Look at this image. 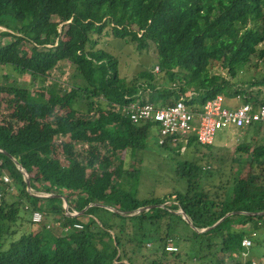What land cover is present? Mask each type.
<instances>
[{"label": "trees", "instance_id": "trees-1", "mask_svg": "<svg viewBox=\"0 0 264 264\" xmlns=\"http://www.w3.org/2000/svg\"><path fill=\"white\" fill-rule=\"evenodd\" d=\"M0 27V70L42 85L21 89L0 77V264H243L251 233L247 264L255 252L264 256V144L235 148L225 171V159L196 137L187 146L193 159L166 143L160 148L175 152L181 186L146 197L131 160L154 126L118 115L145 101L166 107L183 99L199 112L219 94L260 97L249 88L264 79L236 78L257 52L264 58V0H0ZM104 33L140 52L154 49L153 68L120 76L118 60L96 49ZM62 63L74 69L70 78L54 74ZM19 165L35 193L54 196L29 192ZM64 199L78 216L66 214ZM34 211L44 213L42 223L32 222ZM51 220L71 230L48 229Z\"/></svg>", "mask_w": 264, "mask_h": 264}, {"label": "rangeland", "instance_id": "rangeland-1", "mask_svg": "<svg viewBox=\"0 0 264 264\" xmlns=\"http://www.w3.org/2000/svg\"><path fill=\"white\" fill-rule=\"evenodd\" d=\"M0 29H3V27H0ZM101 41L98 42V45L96 46V49L103 48L106 52L112 54L119 62V68L118 72L120 76L127 78L128 80L133 78V76L145 69H151L153 68V61L157 57L156 51L154 49L149 50L148 53L146 52H140L137 47L136 43H133L131 41H128V43L124 40L117 39L112 34L104 35L100 38ZM9 39H5L4 41H8ZM264 47V45L262 46ZM251 65V66H250ZM250 67L248 71H244L238 75L236 78V81L240 84L247 85V82L249 79H264V58H261L259 55V52H257L250 61ZM155 73H157L158 80L160 82H163V76L160 74V69L157 65H155L154 68ZM74 69L69 66V64L62 63L61 66L54 72L55 75L60 74H69L66 75L65 78H70L73 74ZM10 75L11 81L13 79L17 80V84L21 86L20 88H32L34 90H38L40 86H42L39 83H33L32 78L28 75L25 76H18L16 73L9 69H3L0 70V77ZM255 75V76H254ZM63 77V76H61ZM95 77L98 81H100V77L97 76L95 73ZM3 78H1L2 80ZM40 85V86H39ZM252 88H249L251 91ZM231 105H229V108L235 109L236 108V100L230 99ZM99 107V106H98ZM97 108V107H96ZM6 111H0V121L5 117ZM98 115V114H97ZM96 115V116H97ZM92 115H90L91 117ZM17 128V127H16ZM262 124H258V132L252 130L253 128H250V130H246L245 132H241L240 135L244 142H236L234 140V137L236 135L237 131H223L219 132L218 135L215 138V142L213 145L205 146L208 147L210 150H206L207 152L216 153L219 154L225 159L224 162V169L225 171L230 170L231 167V159L229 155H233V150L237 147H241L246 142L255 143L254 146L258 143L255 141V139H259L260 141L264 142V130L261 129ZM261 129V130H260ZM233 133V134H232ZM234 136H232V135ZM246 135H248L249 140L245 141ZM237 138H240V136L236 135ZM252 137H255L253 140ZM63 139H58L57 143L60 145L62 143ZM148 147L139 155H136L135 158H132L131 164L134 169H139L141 171L140 176V190L143 194V196L146 197H163L165 195H168L169 193L173 192L175 188H179L181 185L177 182L176 176H175V170L174 168L177 166V160L175 152L172 151H166L159 147L158 145V134L156 130H152L151 138L148 140L147 143ZM175 148V147H171ZM88 149L87 146L85 148H82V151H86ZM180 152L181 155H183V158L186 159H193L196 155V150L192 148H187L185 150H182L178 147L175 148ZM62 150V149H61ZM225 150V152H222ZM105 153V152H102ZM238 153L236 154V156ZM119 153L116 155V157L112 158V161L108 162L109 168L105 169L109 173H112V171L115 169V167L119 163L118 159ZM229 156V158H228ZM235 158V157H233ZM64 164H68L67 160L62 159ZM138 163V164H137ZM97 167H100V163L97 164ZM92 171V169H89V173ZM244 185V183L242 184ZM174 199V197H173ZM65 207L68 208L67 203L65 202ZM52 221V220H51ZM264 221V219H263ZM263 221H261V226ZM53 224V222L49 223ZM245 229H251L252 225L248 224L244 227ZM261 238L264 241V229L261 230ZM253 258L257 259L259 256L255 252L253 255ZM139 263L142 264H148L144 260H139Z\"/></svg>", "mask_w": 264, "mask_h": 264}, {"label": "built area", "instance_id": "built-area-1", "mask_svg": "<svg viewBox=\"0 0 264 264\" xmlns=\"http://www.w3.org/2000/svg\"><path fill=\"white\" fill-rule=\"evenodd\" d=\"M256 96L248 102H243L240 95L232 98L239 102L235 109L229 108L227 103L230 99L219 94L208 100L199 112L188 106L183 99H180L175 104L166 107H160L148 101L130 103L122 106L118 113L129 118L134 124L151 123L158 134L160 145L170 143L174 147L180 145V148L185 150L192 137H196L197 142L201 145L210 146L214 144L219 132L245 129L256 124L264 126V102H260L264 99V88L260 89V97ZM3 181L6 184L12 183L8 175L3 176ZM10 190L13 191L14 189L11 188ZM28 191L38 197L45 195L35 193L32 189ZM43 218L44 213L42 211H34L31 219L32 222L40 224L43 222ZM63 221H52L53 224H49L47 228L61 227L64 232H69L71 227H63ZM74 228L82 229V225L76 224ZM252 236H255V233H251L242 240L243 264H247V259L250 257ZM250 264H264V257L261 259L252 258Z\"/></svg>", "mask_w": 264, "mask_h": 264}, {"label": "crops", "instance_id": "crops-1", "mask_svg": "<svg viewBox=\"0 0 264 264\" xmlns=\"http://www.w3.org/2000/svg\"><path fill=\"white\" fill-rule=\"evenodd\" d=\"M228 105H231V102H230V100H228V103H227ZM236 105L238 106L239 105V102L236 100ZM236 106V107H237ZM118 115H120L119 113H118ZM121 116V115H120ZM262 127H263V125H262ZM252 128H253V126H252ZM262 129V128H261ZM246 130H250V129H246ZM246 130H241V131H239L238 132V136H240V138H239V140H237L236 139V135H235V137H234V140L236 141V142H244V140L242 139V137H241V135H240V133L241 132H245ZM254 130V129H253ZM263 130H264V127H263ZM256 131V130H255ZM264 133V132H263ZM232 135V134H231ZM232 136H234V135H232ZM253 138V140L255 139V137H252ZM59 139H63L62 137L61 138H59ZM247 140H249V138H248V135H246V139H245V141H247ZM58 141V140H57ZM255 141L258 143V145H260V144H264V142H262V141H260L259 139H255ZM57 143V142H56ZM253 144H255V143H250V142H246V143H244V146H251L252 148L253 147H255V146H258L257 144L254 146ZM83 148H85V146L83 147ZM181 149V148H180ZM222 152H225V150H223ZM83 155H84V151H83ZM42 195H44L43 197H51V196H54V195H48V194H46V193H41ZM65 202L67 203V201L64 199V204H65ZM68 205V204H67ZM64 209H65V212H66V214L68 215V216H71V217H75V216H78L79 215V213L78 212H76V214H75V212H72V213H69V211H68V208L67 207H65V205H64ZM53 220V219H52ZM57 221V220H56Z\"/></svg>", "mask_w": 264, "mask_h": 264}, {"label": "water", "instance_id": "water-1", "mask_svg": "<svg viewBox=\"0 0 264 264\" xmlns=\"http://www.w3.org/2000/svg\"><path fill=\"white\" fill-rule=\"evenodd\" d=\"M19 167H20V169H21V171L24 173V175H25V179H26V182H27V189L28 190H31V182H30V179H29V176H28V174L26 173V171L22 168V166L21 165H19ZM144 210V208H142V209H140V211H143ZM228 215H230V214H228ZM183 216H184V219H186L189 223H190V225L194 228V226L192 225V223L190 222V220L188 219V217L185 215V214H183ZM223 221V219L222 220H220L218 223H216L214 226H212V227H210V228H206V229H204V230H201V231H199V232H206V231H208L209 229H212V228H214L215 226H217L219 223H221Z\"/></svg>", "mask_w": 264, "mask_h": 264}, {"label": "clouds", "instance_id": "clouds-1", "mask_svg": "<svg viewBox=\"0 0 264 264\" xmlns=\"http://www.w3.org/2000/svg\"><path fill=\"white\" fill-rule=\"evenodd\" d=\"M261 88H264V85L258 87V89H257L256 87H252L251 91L254 92L255 90H260ZM255 96H256V95H254V97H255ZM253 127H254V126H253ZM249 128H251V127H249ZM249 128H245V129H244V128L235 129V132H236V130H237V131H241V130H246V129H249ZM232 131H233V130H232ZM232 134H233V133H232ZM236 135H238V132L236 133ZM236 139L239 140V138H237V137H236ZM158 145H159V147L162 146V145L159 144V142H158ZM40 194H41V193H40ZM48 195H50V194H48ZM50 196H51V195H50ZM41 197H43V196H41ZM180 213H181V212H180ZM258 224L261 225V222H259ZM247 236H248V235H247ZM245 237H246V236H245ZM263 257H264V256H263ZM257 259H261V258H257Z\"/></svg>", "mask_w": 264, "mask_h": 264}]
</instances>
